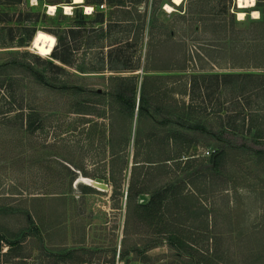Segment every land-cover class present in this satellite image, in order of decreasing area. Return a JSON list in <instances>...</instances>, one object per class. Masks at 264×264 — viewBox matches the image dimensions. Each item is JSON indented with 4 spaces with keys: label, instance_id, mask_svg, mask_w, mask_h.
I'll use <instances>...</instances> for the list:
<instances>
[{
    "label": "rangeland",
    "instance_id": "374dc122",
    "mask_svg": "<svg viewBox=\"0 0 264 264\" xmlns=\"http://www.w3.org/2000/svg\"><path fill=\"white\" fill-rule=\"evenodd\" d=\"M66 1L0 0V264H264V87L244 77L264 73V0L257 20L233 0H149L130 33L109 5L130 0H102L103 25ZM40 32L69 45L71 66L38 54ZM138 33L124 44L141 70L115 72L116 44ZM149 42V67L195 61L151 72L160 90L143 96ZM193 75L219 79L190 96Z\"/></svg>",
    "mask_w": 264,
    "mask_h": 264
},
{
    "label": "trees",
    "instance_id": "16d2710c",
    "mask_svg": "<svg viewBox=\"0 0 264 264\" xmlns=\"http://www.w3.org/2000/svg\"><path fill=\"white\" fill-rule=\"evenodd\" d=\"M143 2L147 5L148 2H149V0H145V1H143V0H130L128 2L129 5H125V3L123 1H120L118 3L115 2V1H110L109 2V5H110L111 9L112 8L114 9V7H115V9L117 8V10H113V11H116L117 12L116 14H118V16H122L121 19H118V20L115 19V20H113L115 22H111V23H121V25H124V27L127 29L126 30V33L132 32V30H133V28L135 26L136 20H138L139 18H141L140 9L137 8L136 6H138L139 3H143ZM66 3L67 4H72V1L71 0H68V1H66ZM84 6H91V7H93V13L90 14V15L85 14V16H82V18H86V16L87 17L88 16H93L97 12L96 13L95 23L100 24V25H103V23L106 20L105 12H103V11L102 12H98L97 11V8H99L100 6L102 7V9L106 7V5H104L102 3V0H85V4L84 5H81V7L84 9ZM76 7H78V6H76ZM59 8H60V6H58V9ZM56 14H57V12L55 13V15ZM110 14L112 15V12H110ZM108 21H112V19H108ZM145 22L146 21H144V23ZM108 25H110V24H108ZM140 29L141 28L138 27V31H140ZM66 34L68 36H70L71 34H73V32L71 30H68L66 32ZM139 35H140V33H138L137 36H134V38H132L131 41L129 39L128 41H130V42H128V41L127 42L120 41L119 43L116 44V45L122 44L124 46H122L120 49H118V55L116 57V60H117V63H118L117 66L119 68H114L113 70L115 72H117V73H135V72H139L141 70L142 64L140 63V61H134L132 55H128L127 54V51H128L127 47H129V46H125L126 43H131L132 41L138 42ZM150 35H151V33H150ZM81 36H82V34H81ZM59 42H61V38H58L57 39V44L54 47L53 51L51 52V56H52V58L54 60H58L60 63L66 65V66H71V62H70V47H69V45L67 43H63L64 48H65L64 49V54H59V53H57L58 52L57 50H58V47H59ZM136 42H135V45H137ZM19 45L21 47H24L26 44H24V40H21V43ZM178 47H181V45L179 44ZM150 48H151V50H150ZM149 51H150V53L148 54L147 65H145V69H144L145 72H146V75L144 77L143 83L141 84V92H142L143 96L146 95L147 89L150 86H152L154 88L156 87L155 88V91L156 90L157 91L160 90V89H158L159 88L158 87V84L163 80V78H162V76L161 77H158V75H149L151 72H155L156 70H163V71L167 70V71H180V72H184V71H187L188 64L191 63L192 61H195L194 58H191L187 54L188 52L185 51V54H184V57H182V60H181V58L180 59H175L173 61V65H171L169 67L166 66V67H163V68L160 69V68H157L156 66L153 65V66H150L151 67L150 68L148 64L151 63V62L152 63H155L158 60L157 59V51L158 50H157L156 45L149 42ZM112 53L113 52L111 51L110 52V58L112 56ZM51 65H52V63H51ZM260 66H262V65H260ZM52 67L55 68V69H58L59 71H62L63 70V68H61L60 66H56L54 64L52 65ZM239 67H242V68H254V69L259 68V67H257V65H249V66L240 65ZM91 71H93L94 73L100 72V70H98L97 68H91ZM184 77L186 78V76H184ZM201 77L203 78L202 80H204V81L206 80V78H212V79H216V80L219 79V76H206V75H203V76H194L193 75L192 76V79H191V81L193 83L191 84L190 96L193 93V86H195V83L196 84L198 83V80ZM244 77L248 78V83L249 84L250 83L255 84L256 83L255 80L261 79L262 81H261V83L258 84V87H259V85L264 87V73H258V74L257 73H248V74H245ZM181 79H183V78L181 77ZM118 80L120 82L124 83L125 85L128 84V86L130 87V92H131V97L128 99L127 96H126V94H125V92L123 91V89L120 88L119 93L117 94L118 98L121 99L122 101H124L127 98L128 101L130 102V104L133 105V109H134V107H135V104L134 103L135 102H134V99L132 98V96L137 94V90H138V83H137L138 81H137V78L134 77V76L133 77L132 76H127V77L118 78L117 81ZM253 86H255V85H253ZM261 89H263V88H261ZM263 92H264V89H263ZM183 94L186 95L187 94V91H186V93L184 92ZM143 101H144V98L141 97L139 111L142 109L141 107H142V102ZM190 110L193 113V109H190ZM142 116H143V114H142ZM256 126H257L256 123H252V124L249 125V127L251 128V130H253ZM254 138L256 140H260V139L264 138V130H258L254 134ZM139 194H141V193H139ZM152 204H153V199L150 200V202H148L147 205H149V206H146L145 209H149L152 206ZM8 246H9V249L7 250L6 253L2 254L3 257L9 256V254L14 249V245L13 244H10Z\"/></svg>",
    "mask_w": 264,
    "mask_h": 264
},
{
    "label": "bare ground",
    "instance_id": "6f19581e",
    "mask_svg": "<svg viewBox=\"0 0 264 264\" xmlns=\"http://www.w3.org/2000/svg\"><path fill=\"white\" fill-rule=\"evenodd\" d=\"M236 1H237L238 9H240V13H238L239 19L244 20L246 16L244 13V10H249L250 8H254L256 6V0H236ZM166 6L168 10H171V11L173 10L171 6L169 5H166ZM49 8L52 14H54L57 9L55 6H50ZM64 9L66 11V14H71V11H72L71 6H65ZM85 9H86L87 15H90L93 13V9L91 7H86ZM254 15L258 16L260 14L258 12H254L253 16ZM56 43H57V40L54 36L44 33V32H40L37 34L33 46L39 55L49 56L51 52L53 51L54 47L56 46ZM79 181L83 183H89V184H92L94 182V180L92 179L85 180V178H82Z\"/></svg>",
    "mask_w": 264,
    "mask_h": 264
},
{
    "label": "crops",
    "instance_id": "0c3cea01",
    "mask_svg": "<svg viewBox=\"0 0 264 264\" xmlns=\"http://www.w3.org/2000/svg\"><path fill=\"white\" fill-rule=\"evenodd\" d=\"M236 2H237L236 0H233V7H232V4H230L231 12L234 13V14L236 13V12H235ZM258 3H259V1L257 0L256 6H255L254 8H250L249 11L247 10L246 12H250V13H252V12H254V11L259 12V11H258V8H259V7H258ZM259 14H260V18H254L255 20H257V19H261V13L259 12ZM238 21H239V20H238ZM262 217H264V214H262L261 216H259L260 219H262ZM248 220H250V219H248ZM234 225H235V224H234ZM241 232H242V231H241ZM235 233H236V232H234L233 234L235 235Z\"/></svg>",
    "mask_w": 264,
    "mask_h": 264
},
{
    "label": "water",
    "instance_id": "95a60500",
    "mask_svg": "<svg viewBox=\"0 0 264 264\" xmlns=\"http://www.w3.org/2000/svg\"><path fill=\"white\" fill-rule=\"evenodd\" d=\"M85 184L93 188L104 189V190L108 189V186L104 183V180L102 179H95L92 184H89V183H85Z\"/></svg>",
    "mask_w": 264,
    "mask_h": 264
},
{
    "label": "built area",
    "instance_id": "2783aa9c",
    "mask_svg": "<svg viewBox=\"0 0 264 264\" xmlns=\"http://www.w3.org/2000/svg\"><path fill=\"white\" fill-rule=\"evenodd\" d=\"M210 154V153H209Z\"/></svg>",
    "mask_w": 264,
    "mask_h": 264
}]
</instances>
